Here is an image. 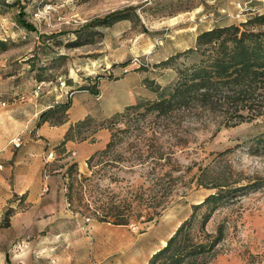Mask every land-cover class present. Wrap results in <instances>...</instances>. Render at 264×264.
Segmentation results:
<instances>
[{
	"label": "rangeland",
	"instance_id": "rangeland-1",
	"mask_svg": "<svg viewBox=\"0 0 264 264\" xmlns=\"http://www.w3.org/2000/svg\"><path fill=\"white\" fill-rule=\"evenodd\" d=\"M261 10L264 0H0V264H146L193 204L218 189L232 191L206 221V231H223L207 264H242L260 251L264 98L237 111L243 118L208 106L130 110L111 123L108 148L107 140L65 168L57 149L47 177L36 133L63 122L61 110L38 120L57 94L51 106L81 85L95 97L99 85L103 108L110 95L127 102L128 83L131 103L153 99L149 81L170 82L196 57L163 59L192 46L199 31ZM110 13L119 18L101 21ZM101 120L89 118L77 137Z\"/></svg>",
	"mask_w": 264,
	"mask_h": 264
},
{
	"label": "trees",
	"instance_id": "trees-1",
	"mask_svg": "<svg viewBox=\"0 0 264 264\" xmlns=\"http://www.w3.org/2000/svg\"><path fill=\"white\" fill-rule=\"evenodd\" d=\"M108 17L109 19L101 21L110 23L119 18L115 13H110ZM6 45V41L0 39V49H5ZM180 54L194 55L196 58L188 63L181 62L175 67L174 78L164 85L149 81L150 89L155 92L153 99L125 105L121 111L102 119L99 127L109 129L111 123L130 110L141 107L143 112L167 114L179 108L208 106L243 118V114L237 111L250 110L253 105L254 109L261 106L264 98V10L250 14L237 24L217 25L199 31L192 46L169 55L161 62H173ZM79 88L94 91L84 85ZM68 106L67 99L48 107L40 113L38 122L47 120L48 115L55 110L66 114ZM89 118L70 124L63 141L74 137L72 129L77 135L80 132L77 128ZM109 146L110 140L104 148ZM52 147L56 151L59 144ZM231 191L218 189L194 203L189 216L150 254L146 264H207L205 258L211 255L215 245L221 240L223 231L221 226L214 233L206 231L205 224L213 209L227 199ZM201 206L205 207L198 224L201 236L195 237L191 226L195 212ZM115 222L121 223L120 220ZM242 264H264V244L260 251H248Z\"/></svg>",
	"mask_w": 264,
	"mask_h": 264
},
{
	"label": "crops",
	"instance_id": "crops-1",
	"mask_svg": "<svg viewBox=\"0 0 264 264\" xmlns=\"http://www.w3.org/2000/svg\"><path fill=\"white\" fill-rule=\"evenodd\" d=\"M125 90L126 93L130 95L128 101L119 102L113 97V95H110L108 97L109 102L107 108H103L102 105H100L101 97L99 98V85L98 97H95L86 89L76 90V92L72 93L69 100L65 120L58 124L49 125L47 123H42L38 128L39 133L37 132L36 134L43 139L41 147H45L46 145L55 146L59 144L57 149H60L61 155L65 156L64 159H69L63 167L65 168L70 162H75L77 166H81V163H85V159L90 157V155L97 151L108 140L109 130L107 127H99V125H97L91 130H88L84 136L77 137L75 130L72 129L74 137L67 138L63 141L69 125L81 121L85 117H90L95 121H99V118L104 119L109 117L112 113L120 111L125 105L134 101L130 83L126 85ZM54 98L55 99L52 100L56 102L58 94ZM52 102L48 103L45 107L51 106ZM79 133H81V131ZM61 169L62 168L59 167L56 171ZM61 173L62 171L57 173V175H61ZM51 180L52 179H49L50 189L52 187V184L50 183ZM56 186V184H53L54 189Z\"/></svg>",
	"mask_w": 264,
	"mask_h": 264
},
{
	"label": "built area",
	"instance_id": "built-area-1",
	"mask_svg": "<svg viewBox=\"0 0 264 264\" xmlns=\"http://www.w3.org/2000/svg\"><path fill=\"white\" fill-rule=\"evenodd\" d=\"M55 156V150L52 146L46 145L45 148L39 152V157L41 158L43 164H44V169H43V175L44 177H47V169L49 162L54 159Z\"/></svg>",
	"mask_w": 264,
	"mask_h": 264
}]
</instances>
